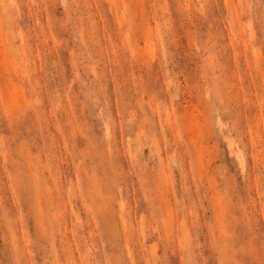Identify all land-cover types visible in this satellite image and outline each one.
<instances>
[{"label":"rangeland","instance_id":"rangeland-1","mask_svg":"<svg viewBox=\"0 0 264 264\" xmlns=\"http://www.w3.org/2000/svg\"><path fill=\"white\" fill-rule=\"evenodd\" d=\"M0 264H264V0H0Z\"/></svg>","mask_w":264,"mask_h":264},{"label":"bare ground","instance_id":"bare-ground-1","mask_svg":"<svg viewBox=\"0 0 264 264\" xmlns=\"http://www.w3.org/2000/svg\"><path fill=\"white\" fill-rule=\"evenodd\" d=\"M226 2H228V1H226ZM230 3V2H229ZM228 4V3H227ZM152 48V47H151ZM240 162L242 163V161L240 160ZM183 234V233H182ZM182 237H183V235H181Z\"/></svg>","mask_w":264,"mask_h":264}]
</instances>
